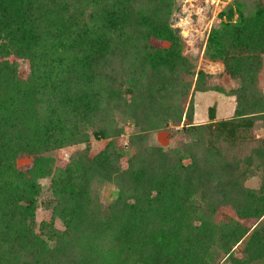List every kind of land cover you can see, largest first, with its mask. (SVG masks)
I'll return each mask as SVG.
<instances>
[{
    "label": "trees",
    "instance_id": "16d2710c",
    "mask_svg": "<svg viewBox=\"0 0 264 264\" xmlns=\"http://www.w3.org/2000/svg\"><path fill=\"white\" fill-rule=\"evenodd\" d=\"M176 6L0 0V264H264V0H230L211 27L204 55L238 85L234 113L213 104L203 122L195 95L219 87L185 53Z\"/></svg>",
    "mask_w": 264,
    "mask_h": 264
},
{
    "label": "rangeland",
    "instance_id": "374dc122",
    "mask_svg": "<svg viewBox=\"0 0 264 264\" xmlns=\"http://www.w3.org/2000/svg\"><path fill=\"white\" fill-rule=\"evenodd\" d=\"M177 6L172 15L173 26L179 29V35L185 42V53L193 59L197 70L199 68L205 70L210 77L208 80L212 84L217 85L219 90H206L197 92V114L199 122L209 119V106L215 104L217 109V117H230L234 113L236 96L231 94V89L238 85V82L230 77L224 71V65L220 61H212L204 55L206 41L209 31L212 26L220 23L221 18L219 13L227 5L230 0H176ZM20 71L26 75L28 63L20 61ZM259 86L264 92V67L259 74ZM128 128V127H127ZM259 134V133H256ZM263 135V134H261ZM128 136L124 135L121 142L126 147L127 154L130 150L127 148ZM181 140V136H170L167 131H156L150 134V141L156 144H161L165 147L177 145ZM105 144L104 139L94 140L92 142V153L99 151ZM79 146L73 145L58 149L55 151L57 157V165L65 166L69 161L70 154ZM123 164H126V157L123 159ZM32 164L30 157H22L18 160V166L27 168ZM260 176L256 175L246 181L250 187L260 186ZM48 180H45V185ZM48 192H43L42 198L47 199ZM117 196V189L114 185H104L100 191L102 202L106 205ZM228 213H232L231 209L225 208ZM51 211L44 205H41L37 210V220H50ZM57 225L62 227V223L57 221Z\"/></svg>",
    "mask_w": 264,
    "mask_h": 264
},
{
    "label": "crops",
    "instance_id": "0c3cea01",
    "mask_svg": "<svg viewBox=\"0 0 264 264\" xmlns=\"http://www.w3.org/2000/svg\"><path fill=\"white\" fill-rule=\"evenodd\" d=\"M198 116H199V115H197V118H198ZM199 118H201V117H199ZM198 120H199V119H198Z\"/></svg>",
    "mask_w": 264,
    "mask_h": 264
}]
</instances>
